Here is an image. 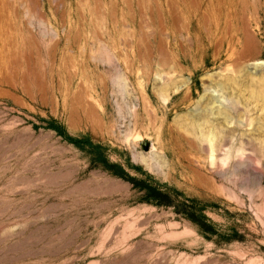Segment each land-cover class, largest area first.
I'll list each match as a JSON object with an SVG mask.
<instances>
[{
  "label": "rangeland",
  "instance_id": "rangeland-1",
  "mask_svg": "<svg viewBox=\"0 0 264 264\" xmlns=\"http://www.w3.org/2000/svg\"><path fill=\"white\" fill-rule=\"evenodd\" d=\"M0 264H264V0H0Z\"/></svg>",
  "mask_w": 264,
  "mask_h": 264
},
{
  "label": "trees",
  "instance_id": "trees-1",
  "mask_svg": "<svg viewBox=\"0 0 264 264\" xmlns=\"http://www.w3.org/2000/svg\"><path fill=\"white\" fill-rule=\"evenodd\" d=\"M63 135V134H62Z\"/></svg>",
  "mask_w": 264,
  "mask_h": 264
}]
</instances>
